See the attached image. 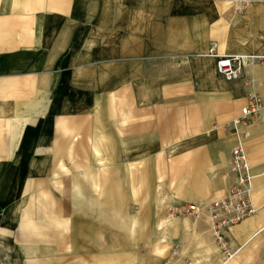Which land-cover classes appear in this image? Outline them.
Segmentation results:
<instances>
[{"label": "crops", "instance_id": "obj_1", "mask_svg": "<svg viewBox=\"0 0 264 264\" xmlns=\"http://www.w3.org/2000/svg\"><path fill=\"white\" fill-rule=\"evenodd\" d=\"M211 45L264 56V3L0 0V264H264V110L236 256L207 215H166L229 191L225 125L264 101V65L225 81Z\"/></svg>", "mask_w": 264, "mask_h": 264}, {"label": "built area", "instance_id": "obj_2", "mask_svg": "<svg viewBox=\"0 0 264 264\" xmlns=\"http://www.w3.org/2000/svg\"><path fill=\"white\" fill-rule=\"evenodd\" d=\"M230 3L238 13L245 11L256 2L264 0H219ZM207 55L216 60V73L225 81H233L241 77L248 62H258L264 65V56L221 55L216 46L211 45ZM249 79L246 81V84ZM264 110V101L256 93H249L246 104L241 107L239 114L234 117L225 129L232 135L235 144L230 152L228 172L234 177V184L222 197L201 204H177L168 206V218H197L207 215L210 231L220 251L223 262L232 260L237 250H232L225 233L235 225L253 217L257 208L253 201V181L257 177L252 171L245 148L247 128ZM264 177V171L260 174ZM264 233V225L257 231Z\"/></svg>", "mask_w": 264, "mask_h": 264}, {"label": "bare ground", "instance_id": "obj_3", "mask_svg": "<svg viewBox=\"0 0 264 264\" xmlns=\"http://www.w3.org/2000/svg\"><path fill=\"white\" fill-rule=\"evenodd\" d=\"M227 263V262H226Z\"/></svg>", "mask_w": 264, "mask_h": 264}, {"label": "rangeland", "instance_id": "obj_4", "mask_svg": "<svg viewBox=\"0 0 264 264\" xmlns=\"http://www.w3.org/2000/svg\"><path fill=\"white\" fill-rule=\"evenodd\" d=\"M189 264V263H188Z\"/></svg>", "mask_w": 264, "mask_h": 264}]
</instances>
